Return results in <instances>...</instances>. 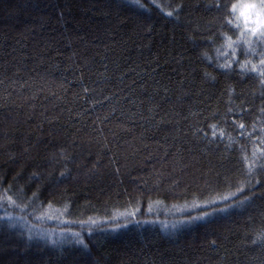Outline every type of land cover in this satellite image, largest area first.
Listing matches in <instances>:
<instances>
[{
	"label": "trees",
	"instance_id": "1",
	"mask_svg": "<svg viewBox=\"0 0 264 264\" xmlns=\"http://www.w3.org/2000/svg\"><path fill=\"white\" fill-rule=\"evenodd\" d=\"M250 2L0 0V264H264Z\"/></svg>",
	"mask_w": 264,
	"mask_h": 264
},
{
	"label": "snow or ice",
	"instance_id": "2",
	"mask_svg": "<svg viewBox=\"0 0 264 264\" xmlns=\"http://www.w3.org/2000/svg\"><path fill=\"white\" fill-rule=\"evenodd\" d=\"M133 2H137V0H133ZM237 11V5H233L231 12L235 14ZM171 15V13H168ZM240 17H242L245 21L246 31L242 33V37H247L248 33H251V37L243 39L242 42L245 43L249 49H252V45L256 43H264V0H252V2L247 3L244 8L240 11ZM252 17H256V19H252ZM251 22L256 25L254 27H247V25ZM231 42V43H239ZM231 43L229 46H231ZM254 51V49H252ZM221 68L227 69L231 67V63L226 65H220ZM242 71H252L258 73L261 77H264V59L260 60L259 65H252L251 69L247 68V65L241 66ZM243 128V125H240ZM63 175V173H62ZM134 215V213L132 214ZM201 217H193V219H200ZM77 236V243L82 244L85 248L87 244L84 243V240L80 238L79 234H75Z\"/></svg>",
	"mask_w": 264,
	"mask_h": 264
},
{
	"label": "rangeland",
	"instance_id": "3",
	"mask_svg": "<svg viewBox=\"0 0 264 264\" xmlns=\"http://www.w3.org/2000/svg\"><path fill=\"white\" fill-rule=\"evenodd\" d=\"M247 3H242V4H240L239 6H238V9H237V11H238V13H239V15H240V11L244 8V6L246 5ZM242 18V17H241ZM243 19V18H242ZM252 19H256V17H252ZM244 20V19H243ZM249 23H251V22H249ZM253 26H256V25H254V24H252L251 23V26L250 27H253ZM249 27V26H248ZM60 221V220H59ZM58 221V222H59ZM65 221L64 220H62V221H60V223H64ZM44 233V232H43ZM49 237H50V235H49Z\"/></svg>",
	"mask_w": 264,
	"mask_h": 264
}]
</instances>
